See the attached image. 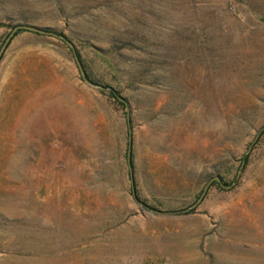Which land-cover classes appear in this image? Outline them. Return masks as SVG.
I'll list each match as a JSON object with an SVG mask.
<instances>
[{
    "label": "rangeland",
    "instance_id": "obj_1",
    "mask_svg": "<svg viewBox=\"0 0 264 264\" xmlns=\"http://www.w3.org/2000/svg\"><path fill=\"white\" fill-rule=\"evenodd\" d=\"M0 264H264V0H0Z\"/></svg>",
    "mask_w": 264,
    "mask_h": 264
},
{
    "label": "water",
    "instance_id": "obj_2",
    "mask_svg": "<svg viewBox=\"0 0 264 264\" xmlns=\"http://www.w3.org/2000/svg\"><path fill=\"white\" fill-rule=\"evenodd\" d=\"M24 28L27 29V30H31V31L41 32V30H39V29H37V28H34V27H24ZM12 36H13V34H11L10 37L8 38V40L6 41L3 50L5 49V47L7 46V44L9 43V41H10V39H11ZM70 46L73 47L72 44H70ZM2 52H3V51H2ZM76 60H77V63H78V65H79V68H80V70H81V72H82L83 77H85L86 72H85L84 67H83V65H82V63H81V61H80V58H79L78 56H76ZM101 88H102V87H101ZM102 89H103V88H102ZM131 155H132V151H131V147H130V149H129V157H131Z\"/></svg>",
    "mask_w": 264,
    "mask_h": 264
},
{
    "label": "trees",
    "instance_id": "obj_3",
    "mask_svg": "<svg viewBox=\"0 0 264 264\" xmlns=\"http://www.w3.org/2000/svg\"><path fill=\"white\" fill-rule=\"evenodd\" d=\"M40 30H41V32H39L40 34H46V35H51V36H57V37L65 38V35L63 33H60V32H58V31H56V30H54L52 28H49V27H45V28H42ZM22 31H24V30H20V32H22ZM111 94L114 96L113 92ZM131 157H132V155H131ZM131 157H129V162L133 163V159ZM179 212L182 213L184 211H178V213Z\"/></svg>",
    "mask_w": 264,
    "mask_h": 264
},
{
    "label": "crops",
    "instance_id": "obj_4",
    "mask_svg": "<svg viewBox=\"0 0 264 264\" xmlns=\"http://www.w3.org/2000/svg\"><path fill=\"white\" fill-rule=\"evenodd\" d=\"M46 118H47V123H49V121H48L49 116L47 115ZM38 119H41L42 120V122H39V123L45 124V122H44L45 115L43 113H42V116H40V118H38Z\"/></svg>",
    "mask_w": 264,
    "mask_h": 264
}]
</instances>
